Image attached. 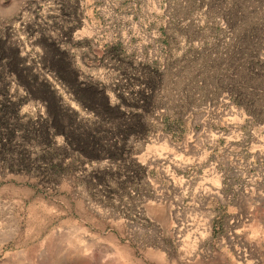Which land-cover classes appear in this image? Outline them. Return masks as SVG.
Returning a JSON list of instances; mask_svg holds the SVG:
<instances>
[{
    "label": "rangeland",
    "instance_id": "1",
    "mask_svg": "<svg viewBox=\"0 0 264 264\" xmlns=\"http://www.w3.org/2000/svg\"><path fill=\"white\" fill-rule=\"evenodd\" d=\"M0 264H264V0H0Z\"/></svg>",
    "mask_w": 264,
    "mask_h": 264
},
{
    "label": "trees",
    "instance_id": "2",
    "mask_svg": "<svg viewBox=\"0 0 264 264\" xmlns=\"http://www.w3.org/2000/svg\"><path fill=\"white\" fill-rule=\"evenodd\" d=\"M254 34H258L259 33V29L258 28H256V29H254Z\"/></svg>",
    "mask_w": 264,
    "mask_h": 264
}]
</instances>
